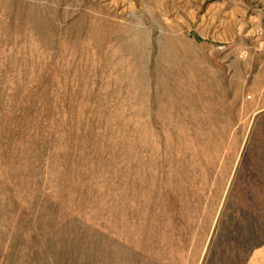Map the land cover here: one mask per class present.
Instances as JSON below:
<instances>
[{"label": "rangeland", "instance_id": "obj_1", "mask_svg": "<svg viewBox=\"0 0 264 264\" xmlns=\"http://www.w3.org/2000/svg\"><path fill=\"white\" fill-rule=\"evenodd\" d=\"M0 264H264V0H0Z\"/></svg>", "mask_w": 264, "mask_h": 264}]
</instances>
